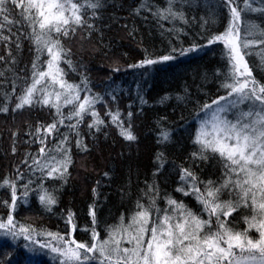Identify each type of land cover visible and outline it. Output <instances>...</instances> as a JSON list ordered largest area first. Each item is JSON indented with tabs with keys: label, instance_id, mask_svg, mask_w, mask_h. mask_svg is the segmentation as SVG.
<instances>
[{
	"label": "snow or ice",
	"instance_id": "1",
	"mask_svg": "<svg viewBox=\"0 0 264 264\" xmlns=\"http://www.w3.org/2000/svg\"><path fill=\"white\" fill-rule=\"evenodd\" d=\"M123 7L116 0H0V113L14 103L13 113L38 108L51 115L50 122L28 125L25 143L36 151L25 152L0 178V188L10 192V200L0 201L7 209L0 216V264H38L40 254H51L54 264H264V75L257 79L246 59L258 47L264 65V0L134 2L129 16L175 37L160 50L137 40L134 24H120L124 18L115 10ZM114 24L126 32L121 39L141 47L137 59L114 51V38L105 42ZM93 38L109 61L100 84L72 47ZM214 46L220 49L217 67L192 71L191 82L183 69L175 90L152 95L158 75L202 59ZM125 74L133 77L132 87L118 83ZM161 107L172 114H160ZM149 110L155 113L151 179L140 188L137 177L133 193L129 165L128 181L118 190L128 204L111 223L97 215V187L90 226L83 229L88 240L75 237L71 209L60 213L63 233L16 218L20 206L38 205L46 213L58 208L76 164L73 149L91 151L85 135L96 141L114 129L129 147L139 145L136 121ZM11 136L15 156L18 130ZM185 139L193 149L187 159L169 160V148H182ZM206 163L212 169L207 176L200 167ZM166 165L165 184L175 177L171 191L160 182ZM104 176L110 180L111 171ZM21 249L25 254L17 259Z\"/></svg>",
	"mask_w": 264,
	"mask_h": 264
},
{
	"label": "trees",
	"instance_id": "2",
	"mask_svg": "<svg viewBox=\"0 0 264 264\" xmlns=\"http://www.w3.org/2000/svg\"><path fill=\"white\" fill-rule=\"evenodd\" d=\"M139 3V0H116V3H122L123 9H117L116 15L123 17L120 24L127 23L129 28L135 25L137 32V40L142 39L143 44L153 49L160 50L168 46L170 39L175 40V37H170L167 34L162 35L161 31L151 23H145L144 20L138 17L129 16L128 9L133 3ZM162 2V0H157ZM215 0H211V5L214 6ZM19 12V9L16 10ZM113 9H109L106 15L111 14ZM206 9L201 8L200 14L206 13ZM169 25H165L168 27ZM195 31H199L195 28L192 31V35ZM126 36V32L119 25L114 24L112 31L107 33V37H112L115 40L114 51L123 54L127 53L125 59H137L141 52V47L130 39H121ZM181 39H187L181 37ZM73 51L77 54V59H82L87 67L91 70L90 75L92 80L100 84L106 79V65L109 63L108 59L103 54L107 49H101L97 51L99 45L96 43L95 38L91 41L79 40L73 42ZM219 48L214 46V51L208 52L203 58H193L191 62H185L179 70H170L166 75L160 74L155 80V88L152 90V95L155 97L157 94H162L164 90H175L178 84L182 83L179 79L183 72V69H187L189 72V82H191L192 71H204L205 69L211 70L217 67V61H219ZM260 49L258 47L253 49V55L246 57L249 61V66L253 68V75L257 79H260L264 75V65L260 63V56L257 55ZM28 54L25 53L24 62H28ZM23 67V64L21 65ZM75 74L70 73V77ZM78 79V77H77ZM133 77L131 75H123L120 77L119 82L124 83V87H132ZM9 85V90H10ZM97 91L99 89H96ZM125 100V104L127 103ZM3 103V97L0 96V104ZM175 103L174 101L172 102ZM11 107H14V103L10 106L8 114L0 113V178L9 174L15 165L23 158L25 152H35L37 145L26 144L25 141L29 140V136L25 133L28 131V125H32L33 128L38 122L46 123L51 121V115L47 110L41 111L38 108L23 109L21 111L13 113ZM123 108L124 105H121ZM160 114L167 112L172 114V108H158ZM179 110L177 109V118ZM155 113L152 110L147 111L144 117H141L136 121L137 134L140 137L139 145H133L129 147L126 142L116 134L114 129L108 130V136L105 138L103 134H99L98 140L93 141L92 136L85 135L84 141L91 148L90 153H77L75 148L74 159L76 161L75 167L71 169V178L68 184L63 189V194L60 197V204L53 213H46L39 209L38 205H31L30 207L20 206L17 209V219L25 224H32L33 226L42 228L46 231L61 232L65 230L64 221L61 219L60 213L65 209H71L76 213V222L78 224V230L74 233L78 240L85 241L89 239V235L83 231L84 228L90 226L91 217L88 215L89 205L93 203L92 188L97 187L99 192V198L97 200V215L101 222H112V218L116 217L120 212L124 211V205L128 204L125 200L123 205L121 203L119 188L128 181V167H132V191L137 192V177L139 178V187H143L145 177L151 179L153 165V153H154V135L151 131L152 122ZM19 132V137L16 142L17 154L13 156L11 154V146L13 139L11 133L13 131ZM65 131V129H61ZM86 133L87 129L83 128ZM192 145L190 141L185 139L182 148H169L168 159L175 160L176 163H180L182 160L187 159L188 154L192 151ZM120 153H124L121 157ZM166 171L160 178L162 185L166 186L169 191L175 187L173 182L174 174L172 178L167 180L165 184V177L169 176L171 169L168 165L165 166ZM203 169V175L207 176L212 172L210 163L202 164L200 166ZM105 171H111V179L104 176ZM199 171V170H198ZM219 175V172L216 173ZM215 178V177H213ZM99 181V186L97 185ZM4 199L10 200V192L0 188V201ZM188 200L189 198H185ZM191 204H195L194 200H190ZM6 208L0 203V216H3L6 212ZM235 215V214H234ZM103 227V223H101ZM103 235V233H102ZM5 249H0V252ZM24 250L21 249L17 259H22L24 256ZM38 264H54L51 254H40L34 257Z\"/></svg>",
	"mask_w": 264,
	"mask_h": 264
}]
</instances>
